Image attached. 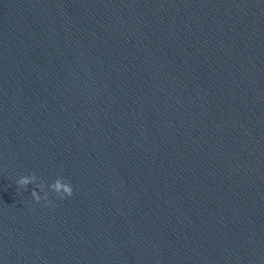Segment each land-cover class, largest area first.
Listing matches in <instances>:
<instances>
[{
  "label": "clouds",
  "instance_id": "1",
  "mask_svg": "<svg viewBox=\"0 0 264 264\" xmlns=\"http://www.w3.org/2000/svg\"><path fill=\"white\" fill-rule=\"evenodd\" d=\"M37 179L38 177L35 174H30L18 178L16 184L21 188L25 189V191L28 190L29 185H35V188H33L31 191V196L34 198V200L36 202L44 200L50 203V201L48 200V193L43 196L39 194L42 188L44 187L45 182L43 184H37L35 183ZM47 187H49L51 191L54 192L57 197L61 200L65 199L66 197H71L73 195V186L71 182L65 180L63 177H58L53 183L47 185Z\"/></svg>",
  "mask_w": 264,
  "mask_h": 264
}]
</instances>
